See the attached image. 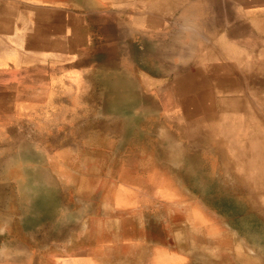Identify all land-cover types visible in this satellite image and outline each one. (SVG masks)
Segmentation results:
<instances>
[{"label": "crops", "instance_id": "obj_1", "mask_svg": "<svg viewBox=\"0 0 264 264\" xmlns=\"http://www.w3.org/2000/svg\"><path fill=\"white\" fill-rule=\"evenodd\" d=\"M140 2L0 0V264H187L199 246L168 230L180 116L92 104L94 78L156 28Z\"/></svg>", "mask_w": 264, "mask_h": 264}, {"label": "rangeland", "instance_id": "obj_2", "mask_svg": "<svg viewBox=\"0 0 264 264\" xmlns=\"http://www.w3.org/2000/svg\"><path fill=\"white\" fill-rule=\"evenodd\" d=\"M140 1L156 28L94 78L92 104L180 116L188 165L170 189L168 230L198 235L187 264H264V0H220V13L214 0Z\"/></svg>", "mask_w": 264, "mask_h": 264}, {"label": "bare ground", "instance_id": "obj_3", "mask_svg": "<svg viewBox=\"0 0 264 264\" xmlns=\"http://www.w3.org/2000/svg\"><path fill=\"white\" fill-rule=\"evenodd\" d=\"M207 124V123H206ZM223 153V152H222ZM235 154V153H234ZM240 155H241V153H240ZM224 156H225V154H224ZM228 162V161H227ZM246 164V163H245ZM22 168V167H21ZM233 170V169H232ZM245 171V170H244ZM247 171V170H246ZM38 172V171H37ZM41 173V172H40ZM40 173H36V174H40ZM33 176V175H32ZM255 178V177H254ZM264 180V179H263ZM263 182V181H262ZM31 183H33V182H31ZM245 185V184H244ZM256 186V185H255ZM246 187V186H245ZM257 188V187H256ZM263 194V193H262ZM205 202V201H204ZM205 205V204H204ZM207 205V204H206ZM248 205V204H247ZM208 206V205H207ZM209 209V208H208ZM211 209H213V208H211ZM55 213V212H54ZM120 225V224H119ZM131 244V243H130ZM133 245V244H132ZM145 245V244H144ZM155 245V244H154ZM148 247V246H147ZM155 247V246H154ZM151 248V247H150ZM129 249V248H128ZM131 252V251H130ZM127 253H128V251H127ZM138 254H140V253H138ZM152 254H153V252H152ZM136 256V255H135ZM138 256V255H137ZM147 256V255H146ZM128 257V256H127ZM68 258H70V257H68ZM73 258V257H72ZM152 258V257H151ZM83 259V258H82ZM128 259V258H127ZM61 260V259H60ZM146 260V259H145ZM121 261V260H120ZM147 261V260H146ZM127 262V261H126ZM137 262V261H136ZM153 262V261H152ZM147 263V262H146ZM115 264V263H114ZM118 264H119V262H118ZM143 264V263H142ZM150 264V263H149Z\"/></svg>", "mask_w": 264, "mask_h": 264}]
</instances>
